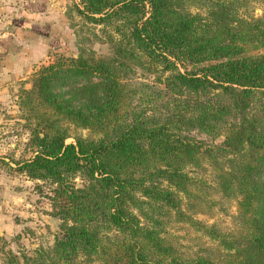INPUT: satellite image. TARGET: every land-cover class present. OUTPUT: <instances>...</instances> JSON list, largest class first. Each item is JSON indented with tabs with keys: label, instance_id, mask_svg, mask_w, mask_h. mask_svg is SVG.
<instances>
[{
	"label": "trees",
	"instance_id": "obj_1",
	"mask_svg": "<svg viewBox=\"0 0 264 264\" xmlns=\"http://www.w3.org/2000/svg\"><path fill=\"white\" fill-rule=\"evenodd\" d=\"M251 1L75 4L110 51L79 34L76 55L17 91L32 154L16 169L50 184L60 222L51 244L8 250L6 263L264 264V10ZM211 189L236 199L235 228L195 217ZM176 221L216 247L183 251Z\"/></svg>",
	"mask_w": 264,
	"mask_h": 264
},
{
	"label": "rangeland",
	"instance_id": "obj_2",
	"mask_svg": "<svg viewBox=\"0 0 264 264\" xmlns=\"http://www.w3.org/2000/svg\"><path fill=\"white\" fill-rule=\"evenodd\" d=\"M78 1L45 2V7L42 6L43 11L52 26L48 37L49 52L41 59H34L32 67L25 72V79L18 77L19 79L11 81L5 89H0L3 92L0 97V236H2L0 246L4 243L0 247V264H8L4 257L6 251L31 252L39 245L51 244L54 235L59 232L60 219L53 215L49 198L50 184L32 179L16 169L17 161L32 154L29 145L30 127L23 109L19 106L17 91L21 86L25 88L31 86V75L41 64L52 61L58 54L76 55L78 52L76 41L80 35L83 38L82 43L88 48H93L97 54H106L110 51L101 27L84 19L75 9ZM10 2L14 5L11 12L19 14L23 0H5L1 2L0 15L8 10L1 8L9 7ZM249 10L257 15L261 14L264 10V0H252ZM35 11L38 12L36 9L26 12L30 14ZM71 134L90 136L92 132L86 128L72 126ZM70 141H73L72 136L66 138V142ZM260 175L264 180V174ZM210 196L215 200L211 210L208 213L195 214V217L209 224L213 223L222 230L235 228L236 199L223 196L216 189H211ZM169 229L183 251L204 252L207 247H216L214 240L187 222H173Z\"/></svg>",
	"mask_w": 264,
	"mask_h": 264
},
{
	"label": "crops",
	"instance_id": "obj_3",
	"mask_svg": "<svg viewBox=\"0 0 264 264\" xmlns=\"http://www.w3.org/2000/svg\"><path fill=\"white\" fill-rule=\"evenodd\" d=\"M46 1L23 0L19 14L11 12L14 6L11 2L9 7L1 8L8 10L0 15V89L18 77L25 79V72L32 67L34 59H41L49 52L52 26L42 7ZM1 2L5 0H0V5ZM27 6L38 12L27 13L31 11ZM2 94L0 90V97Z\"/></svg>",
	"mask_w": 264,
	"mask_h": 264
}]
</instances>
